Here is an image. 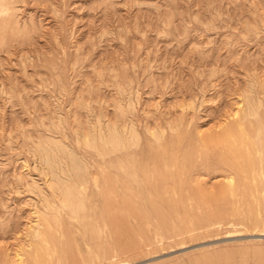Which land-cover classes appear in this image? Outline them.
Instances as JSON below:
<instances>
[{"label": "rangeland", "instance_id": "obj_1", "mask_svg": "<svg viewBox=\"0 0 264 264\" xmlns=\"http://www.w3.org/2000/svg\"><path fill=\"white\" fill-rule=\"evenodd\" d=\"M14 1V9L0 7V264H30L44 252L40 243L49 257L39 232L52 213L45 206L52 186L68 184L77 166L100 174L99 153L88 142L101 143L113 127L129 138L135 132L139 159L171 165L188 192L171 194L180 197L169 206L179 203L169 216L180 231L162 236L149 226L151 233L136 239L142 247L128 250H118L107 232L111 250L92 264H264V182L242 184L222 163L230 156L217 142L248 97L264 96V0ZM214 129L216 141L207 135ZM254 191L262 200L246 196ZM154 210L147 211L152 219ZM54 212L67 236L58 231V244L76 238L84 252L90 231Z\"/></svg>", "mask_w": 264, "mask_h": 264}, {"label": "bare ground", "instance_id": "obj_2", "mask_svg": "<svg viewBox=\"0 0 264 264\" xmlns=\"http://www.w3.org/2000/svg\"><path fill=\"white\" fill-rule=\"evenodd\" d=\"M11 1L10 0H0V7L2 4L3 5L5 4L8 7H10V10L14 9L13 6L11 5L14 0L12 2ZM14 2H13V4H14ZM15 3H17V1ZM3 5H2V8H4ZM16 12H17V10H16ZM8 13H10V12H8ZM10 14H8V18L11 17V16L9 17ZM4 21L6 22V20H4ZM5 22L4 23L1 22V23L3 25H5V27H6L7 25ZM7 27H9V26H7ZM13 27L14 26H12L10 30L7 28L9 30V37H10V31L12 30ZM1 28L2 27H0V29ZM1 30H0V32H1ZM3 30L5 31V29H3ZM3 30L1 33H3ZM15 32H18V31L16 30ZM19 32H20V30H19ZM11 33L13 34L12 31H11ZM4 34L5 33H3V35ZM15 35H17V34H15ZM18 35H20V34H18ZM11 37H14V35ZM23 37H24V34H23ZM262 81H263V79H262ZM238 84L240 86V83H238ZM224 86H226V85H224ZM228 86L229 85H227L226 87L228 88ZM223 89H224V87H223ZM225 90H226V88H225ZM225 90H224V92H225ZM223 94L224 93H222L221 95H223ZM261 94H262V92H261ZM223 96H225V95H223ZM243 96L245 98L247 95L246 96L243 95ZM254 96H256V94ZM260 98H258V99L256 98L257 101L252 102V100H254V98L252 99V98L248 97L247 98L248 106L246 104H244V109L241 108L238 111L236 110L234 115L232 114V117H233L232 124H234V127L232 126L233 128H231V126H230L229 127L230 129L228 130V128H227L228 124L224 125V123H222L224 126H227L226 127L227 129L225 128L226 129V135L223 138L217 137L218 144L219 145L222 144V146H224L223 154L230 156V160L229 159L226 160V158H224V161H222V163L226 164L227 167H229V169L232 170L230 172L236 173V175H238L240 178L239 180L244 185L246 184V182H249L250 180L253 183L258 182V184H260V185H261V183L263 184V182H264V96H263V94H262V98L261 99ZM245 106H246V108H245ZM230 113H232V112H230ZM230 117H228L229 118L228 120H230ZM226 120H227V118L225 119L224 122H226ZM218 121H216V122L220 123ZM227 122L230 123V121H227ZM179 125H176L177 128ZM220 125L221 124H217V127ZM223 125H222V127H223ZM222 127H221V129H222ZM215 128H216V126H215ZM110 130H111V131H109L110 135H106V137H101V138H103V141L99 144H93V143H89L90 141L89 142L86 141V142H88V145L90 147L95 148L96 151H98V153H99L98 154V156L100 157V160H99L100 164L99 165H101L102 170L100 172L101 175L98 172L97 173L100 176H103V178L101 177L103 179L102 181H101V178L97 175V173L90 170L91 168L89 169V167H88L86 169H83V168H80L77 166L75 169V172H74L75 175L73 176V178L70 182L68 181V184L65 183L66 185L64 184V186H61L60 184H58V182L57 183L54 182L56 184H53V186H52L53 187L52 192H54L53 202H52V204L49 202L50 203L49 205L46 204L48 199H46V202H45V204H46L45 206L46 207L49 206L48 209H50V212H52V213L49 215L50 217L48 218V220L45 221L47 223L46 228L45 229L43 228V230L41 232H39L40 234L41 233L43 234V237L44 236L47 237V240H45V238L43 240H45L47 242V243L46 242L45 243L47 244L46 250L49 254V257L45 256L46 252L43 248V245H41V243H40V246L38 245V247L41 248V246H42L43 249L41 248V250H43L44 252L42 251L43 254L39 253L38 255H35L36 257H34V259L31 260L30 264H63V263L65 264L66 261L69 262V264H85V263L86 264H92L94 262V260H96V257H99V255H101L103 257H107L109 251L111 250L107 246V240H106V235H105L107 232H110V233H113L114 235H116L114 237V239H115L114 241L118 242V244H119L118 245L116 243V246L118 245V247H117L118 250H128L130 247L131 248L134 247V249H135V248H138L139 246L142 245V244H140L139 240L143 236L147 235L149 232L151 233L149 226L153 227L154 234H157V235L160 234L162 236H164V234L172 236L173 232H176L180 229V227L178 226L179 224L176 225L174 223V221L170 218V216H171L170 213L171 214L174 213L176 215L178 214L177 213V211H178L177 204H179V203H177L176 205L174 204L175 208L174 207L170 208L169 206L173 205L172 203L170 204V200H172V199L173 200L171 202H174V201H175V203L178 202V200L176 198H178L179 196L176 195L177 197L174 199V194H173V198H171L172 197L171 194L176 192V191L178 192V189H180L179 187H182L181 182L183 180L181 179V176H182L180 174L181 172L178 173L175 170H173L172 168H170L171 165L166 164L167 162H165V164H166L165 166H160V164L164 163V162L161 163L162 161H159L160 162L159 164L156 163L153 165L143 163V160H144L143 157L140 156V158L143 160L139 159V154H140L139 144L140 143H139V139L135 136L136 135L135 132H133L132 136L129 138L128 136H125V135L123 136L122 133L120 131H118L116 127H113ZM217 131H219V130H217ZM217 131H215V129H214V133H212V134L206 133V134L209 135L211 138L213 135V140L216 141V134L215 133H217ZM184 132H185V130H184ZM178 134H180V133H178ZM153 136H155L156 140L159 141V137H157L156 133L155 134L153 133ZM178 136H180V135H178ZM186 136H187V134H186ZM206 136H205V138L208 139V141H210L211 138H209V136L208 137H206ZM180 139L182 140V138H180ZM205 141L206 140L204 139V142ZM191 142H192V140H191ZM196 144H197V142H196ZM202 144H205V143H202ZM215 144H217V143H215ZM192 145H194V144H192ZM151 146L153 147V145H150V147ZM199 146L201 147L200 144H199ZM199 146H198V148H199ZM185 147H187V146H185ZM185 147H183L184 152H185ZM167 148H169V147H167ZM193 148H191L190 150H192ZM144 151H145V149H144ZM160 151H161V149H160ZM178 153H179V151H178ZM196 153H197V151H196ZM199 153H200V151H199ZM161 154H164V153L162 152ZM179 154H178V158H180ZM185 154H186V152H185ZM212 154H214V153H212ZM165 155H166V151H165ZM200 156H201V154H200ZM221 157L222 156H220V158ZM145 158H148L147 160H149V158H150V160H149V162H150L151 159L154 158V156L152 158L150 155H147V157H145ZM185 158H187L186 155H185ZM174 159L177 160L176 158H174ZM202 159L203 158H201V162L202 161L205 162V164H204V162L202 163V164H204V166L209 164L210 161H209L208 157H205V159H203V160ZM175 160H174V162H175ZM185 162H186V160H185ZM187 162H186V165H187ZM194 162H195V160H194ZM194 162L192 161V164H193L192 166H194ZM94 163H95V161H94ZM199 163H200V161H199ZM199 163H198V167H197L198 169L200 167ZM217 163H218V161H217ZM151 164H152V162H151ZM179 164H180V162H179ZM179 164H177V165L180 168ZM184 164H182L180 169H183ZM188 164L190 167V163H188ZM95 165H96V163H95ZM196 165H197V159L195 162V166ZM218 165H220V164H218ZM204 166H202V167L205 168ZM217 167H219V166H217ZM222 167L225 168V166H222ZM97 168H98V166H97ZM185 168H186V166H185ZM197 168H196V171L198 170ZM184 169H183V172L185 173L186 171ZM213 169H215L214 166H213ZM217 169L219 170L220 168H217ZM226 169H228V168H226ZM178 171H179V169H178ZM215 171H216V169H215ZM221 171H222V169H221ZM186 173H185L186 176H184V180H186L185 178L188 175H190V174H186ZM230 177H232V176H230ZM234 177H235V175H234ZM193 178H195V177H193ZM189 179L190 178H188L187 183L189 182ZM227 180L229 182H231L233 179L227 178ZM234 182H237V181H234ZM184 183H185V181H184ZM187 183H185L186 186H188ZM237 183H240V182H237ZM189 185H191V184L189 183ZM261 187H263V186H261ZM261 187H260V194L262 193ZM184 188H186V187H184ZM252 188H253V186H252ZM231 189L233 190L235 188H231ZM255 189H258V188H255ZM186 190H187V188L185 189V191ZM249 190H250V188H249ZM263 190H264V187H263ZM98 191H100L99 192L100 194L97 196L96 194ZM187 192H188V190H187ZM225 193L227 194V190ZM240 193H242V192H240ZM240 193L238 195L239 197H240ZM252 194L257 195L261 199L260 195L258 194V191H257V194H256V192L251 193V194L249 193L246 196L249 197V195H252ZM179 195L183 196L182 193H180ZM238 196H237V198H238L237 200L239 201ZM183 197H185V196H183ZM195 197H197L196 194H195ZM225 197H228V196L225 195ZM262 199H264V196H262ZM50 200H52V199H50ZM185 201H190V200L189 199L184 200V202ZM193 202L190 205L187 204V207L188 206L192 207L191 205L195 204V203L193 204ZM239 202L237 205L238 207H239V204L242 203V202H240V203ZM53 204H54V206H53ZM261 204H263V201ZM240 206H241V204H240ZM263 206H264V204H263ZM178 207H179V205H178ZM187 207H185V208H187ZM152 208L155 209L154 210L155 211L154 219H152L151 214L150 215H148L149 213L147 214V211H149ZM195 208H196V206H195ZM168 209H170V210L168 211ZM192 210H193V207H192ZM54 211L57 212V215L60 214L61 218L63 217V219H66V217H64L63 215H65L64 212H67V214L69 215L67 217V219L71 220L70 222H77V223H79L80 228H83L84 231H86V232L90 231V233H89L90 235H88V236H90L89 240H87L85 238L87 240L86 244H88L87 248L85 250L86 252L81 251V249L79 247L80 244L77 243L78 240L76 241V238L71 240V242H68V243L66 242L64 244L59 243L60 245L58 244V240H59V238L61 239L60 236L62 235L61 231L64 232L65 231L64 228H66V227L63 228L64 231L61 229L62 226H61V228L58 227L60 230L57 229L56 224H58V223L54 222V217H56L54 215V213H55ZM188 212H189V210H188ZM194 212L196 214V211H194ZM198 212L200 213L199 210H198ZM183 214H185V212H183ZM198 214H196V215L198 216ZM200 214H202V213H200ZM60 216H59V222H60ZM179 216H180V213H179ZM195 217L196 216H194V218ZM201 217H202V215H201ZM200 218H199V220H201ZM191 219H193V217ZM69 220H68V222H69ZM185 220L187 221L188 219H185ZM185 220L183 221L184 224L186 222ZM202 220H204V219H202ZM66 221L67 220H65V222ZM193 221H195V219ZM204 221H206V220H204ZM62 222H63V220H62ZM183 222H181L182 226H183ZM186 224H187V222H186ZM198 224H201V223H198ZM75 225H76V223H75ZM70 227L71 228H69V229H70V231H72V226H70ZM76 227H78V224ZM184 229H186V228H184ZM58 231H60L59 233H61V235L58 234ZM68 231L69 230L67 229L66 232H68ZM68 234H69V232H68ZM80 234H78V235H80ZM82 234H83V232H82ZM75 235H77V234H75ZM84 235H85V232H84ZM39 236L40 235L38 234L37 237H39ZM62 236H63V240H64V237H67L66 235L65 236L62 235ZM149 236H148V238H150ZM165 237H166V235H165ZM82 238H84V237H82ZM137 238H139V240H136ZM37 241H38V239H37ZM37 250H38V248H37ZM41 250H39V252ZM36 252H38V251H36ZM20 263L21 262H19V264Z\"/></svg>", "mask_w": 264, "mask_h": 264}]
</instances>
